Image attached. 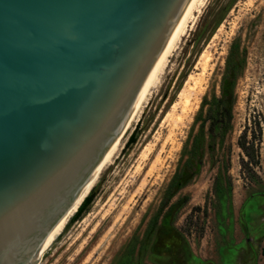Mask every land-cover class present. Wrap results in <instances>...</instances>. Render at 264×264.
Here are the masks:
<instances>
[{"label": "rangeland", "instance_id": "1", "mask_svg": "<svg viewBox=\"0 0 264 264\" xmlns=\"http://www.w3.org/2000/svg\"><path fill=\"white\" fill-rule=\"evenodd\" d=\"M190 22L90 204L40 264H264V0H205ZM228 63L241 64L232 129L188 173L202 101L228 86ZM245 128L256 163L238 145Z\"/></svg>", "mask_w": 264, "mask_h": 264}, {"label": "water", "instance_id": "2", "mask_svg": "<svg viewBox=\"0 0 264 264\" xmlns=\"http://www.w3.org/2000/svg\"><path fill=\"white\" fill-rule=\"evenodd\" d=\"M195 0H0V264H40Z\"/></svg>", "mask_w": 264, "mask_h": 264}, {"label": "trees", "instance_id": "3", "mask_svg": "<svg viewBox=\"0 0 264 264\" xmlns=\"http://www.w3.org/2000/svg\"><path fill=\"white\" fill-rule=\"evenodd\" d=\"M240 67L241 64L228 63V70L231 72V79L228 86H223L220 96L214 95L211 99L204 97L201 110L204 111L205 117L200 125L199 133H197L192 139L190 138L188 140L190 145L186 149V154L188 156L187 165L185 167L186 172H191V170H193L191 168L192 165L196 162H200L199 158L203 154V149L206 143L208 144V147L213 146L218 139L221 143H224L226 134L232 129L233 105L235 102L234 86ZM206 128L207 131H205ZM246 134L247 131L245 128L238 139V145L243 149L245 155L252 160V162L256 163L254 160L255 144L254 142L250 143L247 141ZM91 200L92 194H88L77 212L72 216V219L79 218L86 206L90 204ZM262 252L264 254V246Z\"/></svg>", "mask_w": 264, "mask_h": 264}, {"label": "bare ground", "instance_id": "4", "mask_svg": "<svg viewBox=\"0 0 264 264\" xmlns=\"http://www.w3.org/2000/svg\"><path fill=\"white\" fill-rule=\"evenodd\" d=\"M204 2L205 0H195V2L193 3V5L191 6L190 10L188 11L187 15L185 16L176 36L174 37L170 47L168 48L160 66L158 67L155 75L153 76L150 84H149V87L146 91V94L142 100V103L136 113V115L134 116L132 122L130 123L129 128H131L132 126V123L133 121L135 120V118H137L139 112L141 111V108L143 107L145 101L148 99V95L150 94L151 90L157 86V83L158 81H160L159 77H160V74L163 73L165 67L167 66V63L169 61V58L171 56V54L173 53L174 49L176 48L179 40L181 39V37L184 35L185 31H186V28L188 26V23L192 20H194L195 16H196V11H200L201 7L204 5ZM191 23V22H190ZM205 64V63H204ZM188 100V99H187ZM188 102V101H187ZM185 103V101H184ZM137 120V119H136ZM127 129V130H128ZM124 136V135H123ZM123 138V137H122ZM122 138L120 140V142L118 143V145L116 146V148L114 149V151L112 152L111 156L109 157V159L107 160V162L105 163L104 167L110 163L114 157V155L117 153L118 149H119V146L121 144V141H122ZM103 167V168H104ZM102 168V169H103ZM102 171V170H101ZM100 171V172H101ZM100 172L99 174L97 175V177L94 179V181L92 182V184L89 186V188L74 202V204L72 205V207L70 208V210L68 211L67 215L65 216L58 232H57V235H56V238L55 240L58 238V236L61 234V232L64 230V228L66 227V224L70 221L71 217L77 212L78 208L80 207L81 203L83 202V200L85 199V197L91 192V189L93 188L95 182L97 181L99 175H100ZM55 242V241H54Z\"/></svg>", "mask_w": 264, "mask_h": 264}]
</instances>
